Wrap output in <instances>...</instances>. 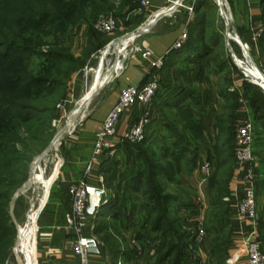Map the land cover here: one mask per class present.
<instances>
[{
    "label": "crops",
    "instance_id": "crops-1",
    "mask_svg": "<svg viewBox=\"0 0 264 264\" xmlns=\"http://www.w3.org/2000/svg\"><path fill=\"white\" fill-rule=\"evenodd\" d=\"M260 4L261 0H239L238 9L235 12L236 27L243 38H250L253 31L262 26L263 13ZM163 7V0H150V6L144 10L143 18L151 16ZM126 13L127 22L131 18L141 15L136 10L129 11L128 8ZM190 20L192 19L183 16L182 12L171 18L160 19L147 34H144L141 41L142 46L150 49L155 58L163 59L174 49L173 47L181 35L188 32ZM118 24L122 28L123 21L118 20ZM199 29H196L197 32ZM222 40L225 43L224 38ZM208 41H210L209 37H204L203 41H196L176 58L173 67L160 73L157 71L160 84L159 95L150 106L145 108L151 114L153 113L155 118L153 121L154 127L147 134L145 141L146 145L147 141H155L159 147L170 151L167 157L171 164V170L176 172L175 179L168 183L163 176H160L159 183L164 187L165 193L172 197L169 203V218L178 221L181 232L186 234L188 240L186 248L188 259L185 264H200V262L219 264L213 256L212 247L223 234V229L229 231L231 240L225 262L228 264H246L245 244L264 236V227L260 223L264 221V186L261 182L262 178L264 179L262 170L264 157L255 149L253 164L257 213L255 222H250L237 215V203L244 194L246 184L242 179V172L235 163L234 172L228 186V195L224 197L229 198V201H224L227 203V221L225 223L226 227H222L223 225L216 223V221L219 222L217 219L218 210L214 206L215 192L208 180L210 174L204 176L200 170L202 165H210V162L207 161L208 156L205 153L204 142L207 144L206 148L209 149L212 144V137H207L208 131L214 134V140L218 136L219 132L216 125L218 116H221L226 122L230 121L234 128L243 118L244 108L239 98H243L244 80L243 78L237 79V71H227L221 67L222 62L216 61L214 55L211 54L215 49L214 46H206L207 48L203 46L205 43L208 44ZM224 48H226V45ZM201 60L204 64L199 63ZM200 64L204 66L201 68ZM77 74L71 77L68 84L67 98H69V101L76 100L81 93V80ZM94 75L92 74L91 80L86 83V94L84 93L80 100H84L90 94V90L94 88ZM149 78L150 64L143 63L136 58L129 62L127 68L115 81L110 93L88 117V120L83 123L82 128L63 146L60 157L63 156L64 158L66 181L60 184V190L51 195L50 200L38 217L39 229L33 245L32 264H76L69 248V241L73 238V233L65 220L71 202L69 195L64 198L62 193L68 183L77 182L85 177V164L92 154L95 131L117 103L120 91L130 86H141ZM257 87L260 88L258 85ZM260 90L264 92L261 88ZM189 92L190 96L182 99L183 95ZM175 101L180 103L179 108L184 107L193 111L195 120L202 125V135L195 142L189 138L188 131L183 128L189 122L181 121L178 115V107L174 105ZM168 109H170L172 115L177 116L170 121L162 116ZM211 109L217 110L214 112V118H211L212 120L208 126V117L212 115L210 113ZM142 110L143 108L139 105H135L132 110L122 116L116 125L117 133H124L137 122ZM69 120L71 122V119ZM205 125L208 126L206 129ZM175 132H178L181 136L179 141L175 139ZM196 152L200 153L198 157L195 156ZM173 153L177 155L180 153L181 159L176 161L172 156ZM118 157L119 154H117L116 159ZM108 158L94 165L92 172L86 179L89 185L96 187L104 185L105 175L110 176L112 174L115 169V162L109 165L107 172L102 170L103 164L107 162ZM186 161L187 165L185 166L184 162ZM193 161L194 165L192 164ZM189 163L191 166H189ZM215 170L216 166H211V174ZM120 172L117 173L115 185L113 183L111 186L106 187L105 197L109 205L115 200V186L119 182ZM126 199L128 208L129 206H135L134 211L131 212L129 209L126 212L116 210L117 212L110 213L106 217L110 230L108 235L110 236L109 244L102 245L104 247L102 256L90 258L91 264H116L119 259L122 264H168L172 257L161 258V253L169 245V241L162 238L159 233L151 230L150 220L148 219L149 214L144 208V205L147 204V198L141 191L138 194L127 195ZM191 208H194V211H191ZM100 211H102L101 206L89 208L88 213L93 222L100 218ZM199 221L204 224L205 235L200 243H195V228ZM152 246L156 249L154 257L147 254V250ZM139 248L142 251L141 254L137 252ZM31 249L26 251L22 247L19 250L16 249L17 264H31Z\"/></svg>",
    "mask_w": 264,
    "mask_h": 264
},
{
    "label": "trees",
    "instance_id": "trees-1",
    "mask_svg": "<svg viewBox=\"0 0 264 264\" xmlns=\"http://www.w3.org/2000/svg\"><path fill=\"white\" fill-rule=\"evenodd\" d=\"M52 1L51 5H37L36 8H33L36 3L30 4L19 15L13 17L0 13V264H4L9 255L15 234L9 216L10 201L15 191L26 181L33 156L47 143L48 126L46 121L40 120L39 116L48 117L53 113L55 106L67 98L71 77L87 63V57L78 61V58L70 53V49L63 45L66 27L94 21L100 15L115 9L114 0H72L76 4H73L71 9L67 5L68 0ZM131 1L124 0L123 8L127 7L129 11L136 10L137 5L132 4ZM26 10L28 12H25ZM203 23L204 21L199 18L190 20L186 42L181 48L173 49L163 58L159 73L173 67L176 58L190 45L204 40V33L196 30ZM262 26L263 32L259 42L264 48V17ZM211 38L214 41V37ZM219 38L223 39L222 30ZM103 41L93 38L92 45L96 46L95 49H99ZM52 43L56 44L51 45ZM48 44L60 48L45 56L51 66L42 71L51 76H33L25 56L37 55L38 49ZM11 54L19 56L15 57ZM199 63L204 64L202 60ZM201 64L202 68L204 65ZM221 65L226 69V62L225 64L222 62ZM158 91H160V84ZM158 94L157 92L156 97ZM14 95H17V98ZM189 96L190 92L185 93L182 99ZM247 96H249L247 99L253 116L256 115V118L264 120V111L260 112L264 107L263 92L260 88H256L254 95ZM259 99L263 101L261 105ZM179 104L178 101L174 102L177 107ZM177 110L179 117L185 116L181 121L189 122L183 128L188 131L189 138L195 142L202 135V125L195 120L193 111L184 107H178ZM228 122L230 121L226 122L221 116L217 117L216 125L219 132L216 137L217 143L212 147L211 156H208L209 162H214L216 165L214 178L210 181V186L215 192L214 206L218 210L219 222L216 221V223L223 225L224 228L227 221V203L223 198L228 195V186L235 167L234 125ZM174 135L179 141L181 138L179 133L175 132ZM144 147H147L145 140L138 148L146 149ZM142 153L143 150L128 152V155L133 156L139 164L126 167L120 172L119 182L115 186V200L109 205L112 211H100L99 217H107L110 213L121 210L134 211L135 206L128 208L126 204L127 195L131 196L133 193L138 194L142 191L147 198L144 208L149 214L151 230L169 241V245L161 253V258L171 256L168 264H185L188 259L186 251L188 240L186 234L181 232L178 221L169 218V203L172 197L165 193L164 187L159 183L160 176H163L168 183L174 181L176 172L171 170L170 162L167 165H161L160 162L152 161L150 156ZM175 154H172L173 158L179 161L181 154ZM108 167V163L103 164L102 170L107 172ZM262 170L264 172V166ZM116 175L115 169L110 176L105 175L108 177L105 178L106 187L111 186L108 180L113 183L117 180ZM261 182L264 186L263 178ZM260 223L264 227V224ZM229 235V231L223 229V234L212 247L213 256L219 264L225 261L227 250L231 246ZM109 239L110 236L104 240V243L108 245ZM262 240L260 246L264 253V239Z\"/></svg>",
    "mask_w": 264,
    "mask_h": 264
},
{
    "label": "rangeland",
    "instance_id": "rangeland-1",
    "mask_svg": "<svg viewBox=\"0 0 264 264\" xmlns=\"http://www.w3.org/2000/svg\"><path fill=\"white\" fill-rule=\"evenodd\" d=\"M123 1L124 0L117 2L116 0H114L115 9L112 12H109L107 14L100 15V16L111 15L117 21L118 20L123 21V26L119 30H116L112 33L98 32L94 27H95V24H96V22L100 16L97 19H95L94 21H90L87 23H79L77 25L66 27L67 30H65V32H64L65 42L63 43V45H65L66 47H68L70 49V53L73 56H75L76 58H78V61L83 57H87V63L84 66H82L81 69H79L75 73V75L78 73L77 75L79 76V78L81 80V86H82L81 87V93H80V96L76 100H70L69 101V98H66L64 101L59 102L55 106L53 113L51 115H49L48 117L39 116L41 121L42 120L46 121L47 126H48L49 135L47 138L46 146L42 150L38 151V153H36L33 156L31 163L51 143V141H52V139H53V137L57 131L58 125L62 129H64L66 121L70 118L71 122L70 121L69 122L72 124V126L74 125V129L71 133L68 132L66 134L65 138L63 139V142H62V145L60 148V152H63V146L65 145V143L70 138H72L79 129L82 128L83 123L86 120H88V117L90 115H92V113L98 108V106L100 105L102 100L110 93V91L112 90V87L114 86V83L117 80V78L114 80H112V79L114 77L118 76L119 73L116 76H113V78L107 79L103 84H101L99 86V88L95 86L97 84V81L99 80V77L102 75L103 69L105 67H107V69H109V70H113L115 67H119L122 65V66H124V69L120 72V75H121L124 72V70L127 68L128 63L131 62L135 58L140 60L141 62L147 63L149 65L148 61L143 60L141 58L139 51H136V49H143L144 48L142 46V43H141V41L144 38V35H142L140 37H134V34L136 32H138L140 29H142L144 31L148 30V27L152 26L151 22H153L157 13L156 14L153 13L151 16L144 19L143 14H144V10L147 7L141 8L139 6V0H132L131 3L137 5L138 8L136 9V11L139 12L141 15L136 16L134 18H131L130 21L127 22L126 21V19H127V13H126L127 7L123 8V6H122ZM224 2H225V6H226L225 11L227 14H229L231 16V22L229 25V32H231L232 33L231 35L235 36L236 40H238L240 43L247 44L248 50L246 51V54L243 51H241V48L239 47V45L236 42H234V41H230L229 43L226 42V38L224 36L225 26H224L223 21L220 18L219 10H218L217 5H216L214 0H186L185 6L187 8H191V10H192L191 14L188 15L187 11L185 9H182L181 12L183 13V16L190 17V19L199 18V19L204 21V23L199 27L200 28L199 30H201L204 33L205 37H209L210 41H208V42H210V43H208L209 44L208 46H210V45L214 46L215 49L212 51L211 54L214 55L216 61L224 62V64L226 62V65H227L226 70L227 71H234V70L237 71L239 73V74L237 73V79L243 78V80H244L243 85L245 84L243 86V92H242L243 98L242 97L239 98L240 103H241L242 107L244 108L243 118H249L253 124V143H252L253 151L255 152V149H256L264 157V120L262 118H258V117L256 118V115L253 116L252 110L249 107V103H248V99H247L249 97L247 95H250V96L254 95L256 88H258L257 85L255 83H253L251 79L257 80L258 82H264V48L262 45H260V42H259L260 37H261L262 32H263V26H260L258 29L253 31L250 38H243V36L240 34V32L238 31V29L236 27L237 21H236L235 12L237 11L238 6H239V0H224ZM33 3H36V5L33 6V8H36L37 5H47V4L51 5V3H53V1L52 0H0V13L8 15L10 17L11 16L13 17L14 15H19L23 10H25V8H27L30 4H33ZM73 4H76V3L72 0H68L67 5H69V9H71V6ZM164 6H165V3H164ZM261 8H262L261 10H262L263 17H264V8L262 7V5H261ZM25 12H28V10H26ZM221 30H222V34H223V38L225 40V43H223L224 41L221 38H219V33L221 32ZM257 33H259V36L255 37V35ZM211 37H214V41H212ZM93 38L94 39L98 38L99 40H104L103 44L100 46L99 49L98 48L95 49L96 46L92 45ZM186 40H187V38H186ZM186 40L184 41V43L186 42ZM53 44H56V43H52L51 45H53ZM206 44L207 43H205V45H203V46H206ZM223 44H224V46H223ZM117 45L119 46L120 52L116 56L114 53V47ZM225 45H226V48H224ZM57 50H60V48L52 47V46H49V44H48V45L40 47L38 49L39 53L37 55H35V56L34 55H26L25 56V58H27L26 62H27V64H29L31 66V74L33 76H51V74L46 75V73L44 71H42L44 68L49 69L51 66L49 63L50 61H48V59H46L45 56L47 53L52 52V51H57ZM232 52H233V55H232ZM11 56L18 57L19 55L11 54ZM238 63H240L239 65H241V68H242V70H244V72L240 69V67L237 66ZM58 66H61V65H58ZM153 71L154 70L150 68V74ZM92 74H95L94 75L95 78H94V82H93L94 88L92 90H90L91 91L90 94L88 96H86L84 100H80V98L85 93L86 85H87L86 83L91 80ZM248 77H250L251 79H249ZM110 85H111V87H109ZM68 88H69V85H68ZM87 89H88V86H87ZM97 89L99 90V92L96 93ZM94 92L96 93V95L90 101L89 98ZM158 93H159V91H158ZM263 94H264V92H263ZM14 97L17 98V95H14ZM155 97L153 100H155ZM66 100H68V101H66ZM153 100H152V102H153ZM86 101L89 102L87 106H86ZM262 102L263 101L260 100V105L262 104ZM58 105H61V106L58 107ZM80 106L84 109L80 113L78 120H75L76 119V116H75L76 111L75 110H77L78 107H80ZM216 110H214V109L210 110V113L212 115H209V117H208V123H207L208 126L212 120L211 118H214L213 115H214V112ZM147 111L149 112V122L144 129L143 141L145 140L147 134L149 132H151V129L154 127L153 121L155 118L153 117V113L151 114V112L148 109H147ZM263 111H264V107H263L262 111L260 110V112H263ZM162 116H164L169 121L171 119H174L177 117V116H174L171 114L170 109L165 111ZM183 117H185V116L180 115L179 118L183 119ZM55 121L57 122L56 126H54ZM208 126L205 125V129ZM237 126H235V128H234V134H233L234 135V142H235ZM69 130H66V131H69ZM66 131H64V132H66ZM206 135L208 138L212 137L211 138L212 144H211L209 149L206 148L207 144L204 142L205 153L207 154V156H211L212 147L217 143V140H216V138L214 140L215 136L210 131H208ZM147 139H148V137H147ZM143 141H141V142H143ZM141 142L136 143V144L126 145V146L125 145L120 146L117 149L115 155H113L112 157H109L107 162H105V164L108 163L109 165H111L112 162H115V174H117L119 171H123L126 167H130L132 165L139 164L138 161L136 162L135 159H133V156L128 155V152H141L142 150H143L142 154L146 155V156L147 155L150 156L152 161L160 162L161 165L169 164V160L167 159V154H168V152H170L169 150H165V149L159 147V145L157 143H155V141H152V142L147 141V145H146L147 147H144L146 149H139L138 147L141 144ZM235 147H236V145H235ZM117 154H119V157L116 159ZM196 155L198 157L200 155V153L196 152L195 156ZM62 160H63V167L61 170V174L55 180V182L50 186L44 207L42 208V210H40L36 214L35 221H34V218L32 220L34 223V230H35L34 238H33V245H34V242L36 240V237L38 236V232H37L39 229L38 228V217L41 214V212L44 210L48 201L50 200L51 195L56 193L61 188L60 184H61L62 174L65 173L63 156H62ZM207 161H209V160H207ZM31 163H30V165H31ZM235 163H236V160H235ZM184 164L186 166L187 161L184 162ZM30 165H29L28 177H27L26 181L29 178ZM210 165L213 167L216 166L215 163L213 164L211 162H210ZM48 167H50V164H48ZM214 174H215V172H213L212 174L210 173V176L208 177L209 182L212 181V179L214 178ZM105 178H108V177H104V179ZM109 178H111V177H109ZM104 179H103L104 186L106 188V184H105L106 179L105 180ZM24 183L22 184V186L24 185ZM108 183H109V185L113 184V182H111V180H108ZM114 185H115V183H114ZM21 187H19V188H21ZM16 191H15V193H16ZM21 194L15 200V203H14L12 210L10 208L11 201L9 204V216L11 218V222L13 224L15 234L13 235V244L10 248V253H9L7 259L5 260L4 264H17V258L15 255V251H16V249L19 250V248H21V246H18L19 231L23 230L28 225V222L30 221L31 214L29 215V210H30V205H31L30 202L33 198L32 190H28L25 194H23V193H21ZM62 195L64 198H67V196H68L67 189H65V191L62 193ZM16 202H17V204H16ZM101 207H102V211L103 210L109 211L111 209L109 207V203L107 202L106 197H104V202L102 203ZM191 209H192L191 211H194V208H191ZM107 222H108V219H106V217H100V218L94 220V222H93L94 223L93 224L94 225V233L97 236V238L100 240L102 245L105 244L104 240L108 237V235L110 233ZM199 222H201L202 226H204L202 221H199ZM262 223L264 224V221ZM111 230H112V227H111ZM262 239H264V236L258 238L260 245L262 244V241H263ZM102 249L104 250L103 246H102ZM33 250L34 249L32 246L31 256H30L31 264H32V256H33L32 252H33ZM225 263L226 262L224 261L222 264H225ZM226 264H228V263H226Z\"/></svg>",
    "mask_w": 264,
    "mask_h": 264
},
{
    "label": "built area",
    "instance_id": "built-area-1",
    "mask_svg": "<svg viewBox=\"0 0 264 264\" xmlns=\"http://www.w3.org/2000/svg\"><path fill=\"white\" fill-rule=\"evenodd\" d=\"M116 1L118 2L121 0ZM163 1L165 6L159 11L166 10V16L164 18H171L175 14L180 13L182 9H185L188 15L191 14V8H187L185 6L186 0ZM214 1L219 10L220 18L225 26L224 36L226 38V42H236L241 48V51L246 54V51L248 50L247 44L240 43L238 40H236V37L232 36V33L229 32L231 16L225 11L226 6L224 0ZM261 5L264 8V0H261ZM139 6L141 8L149 7L150 1L139 0ZM94 28L101 33H112L116 30H119L120 26L118 21L109 15L100 16ZM149 31L150 29L145 31V34ZM258 36L259 33L255 35V37ZM186 38L187 33L184 32L180 39L175 43L173 48H181ZM136 51H139L143 60L149 62L150 68L155 72L153 71L150 74V78L143 85L126 87L120 91L117 103L95 131L92 154L88 162L85 164V177L77 182L68 183L66 186L67 193L70 197L71 206L70 210L65 215V220L73 233V238L69 241V248L74 259L76 260V264H91V257H100L103 254L102 244L94 233L93 219L90 218L88 211L90 207L98 208L102 205L104 202V197L106 196V188L103 184L97 187L89 185L86 181L87 176H89L92 172L94 165L99 164L105 158L115 155L117 149L123 144H136L143 141L144 129L149 122V112L145 108L151 104L159 90V78L157 76V71L162 68L163 60L161 58H155L153 52L150 49L143 48L136 49ZM135 105H139L141 108H143L140 117L138 118L137 122L131 125L124 133L118 134L116 130L117 123L120 121L122 116L132 110ZM60 106L61 105H58V107ZM54 124V126H56L57 122L55 121ZM56 134L57 133H55V135ZM252 143V121L249 118H243L236 128L235 160L237 166L243 174L242 179L246 184V189L243 196L237 203L236 212L240 218L249 220L250 222H255L257 218L256 194L254 187L255 173L253 169L255 158ZM200 170L204 176H208L211 173V166L209 164H204L201 166ZM65 178L66 174L63 173L61 183L66 181ZM224 201H229V198H224ZM195 231L194 242L200 243L205 235L201 222H198ZM137 252L138 254L142 253L140 248ZM245 253L246 264H264V253L261 250L258 240L253 239L247 242L245 244ZM147 254L150 257H154L156 255L155 247H150L147 250ZM116 264H122L121 260L119 259ZM200 264L205 263L200 262Z\"/></svg>",
    "mask_w": 264,
    "mask_h": 264
},
{
    "label": "bare ground",
    "instance_id": "bare-ground-1",
    "mask_svg": "<svg viewBox=\"0 0 264 264\" xmlns=\"http://www.w3.org/2000/svg\"><path fill=\"white\" fill-rule=\"evenodd\" d=\"M153 24L154 23H152L151 25L153 26ZM150 28L151 27L149 26L148 30ZM119 52H120L119 46L117 45L114 47V53L117 56ZM239 64L240 63H238V66L242 70L241 65ZM123 69L124 66L122 65L119 67H115L113 70H109L107 69V67H105L103 69L102 75L99 77V80L97 81V84L95 86L99 88V86L103 84L107 79L113 78V76H116L119 73L118 76L114 77L112 80L118 78L120 72ZM242 71L244 72V70ZM248 78L251 79L250 77ZM251 80L253 83L258 85L264 91V82H258L257 80H253V79ZM88 103L89 102L86 101V106L88 105ZM69 119L66 121L64 129H62L60 126L58 127V130L56 132L57 134L52 140L51 149L48 151L47 154H43L41 159L36 160L35 171L32 172V175L30 179H28L27 184L22 188L21 193L23 194H25L28 190H32L33 193V198L30 202L31 205L29 210V215L31 214L30 221L23 230L19 231L18 246H21L24 251L29 250L33 246V238H34L35 230H34V223L32 220L34 218L35 221L36 214L40 210H42L48 195L49 188L55 182V180L57 179V177L61 172L63 161L62 158L60 157V148L66 134L68 132H72L74 129V125L71 126ZM48 164H50V167H48Z\"/></svg>",
    "mask_w": 264,
    "mask_h": 264
},
{
    "label": "water",
    "instance_id": "water-1",
    "mask_svg": "<svg viewBox=\"0 0 264 264\" xmlns=\"http://www.w3.org/2000/svg\"><path fill=\"white\" fill-rule=\"evenodd\" d=\"M166 10H163V11H159V12H157V15L155 16V18H154V20H153V22H151V23H156L157 21H159L160 19H162V18H164L165 16H166V12H165ZM156 14V13H155ZM153 24V25H154ZM151 28H152V26H150ZM150 28V29H151ZM145 34V31L144 30H142V29H140L138 32H136L135 34H134V37H140V36H142V35H144ZM96 95V93L94 92L91 96H90V101L92 100V98L94 97ZM84 108H82L81 106L80 107H78V109L76 110V119L75 120H77L78 118H79V116H80V113L82 112V110H83ZM78 113V114H77ZM51 146H52V142L46 147V149L38 156V157H36L35 159H34V161L31 163V165H30V173H29V178L28 179H30V177H31V175H32V172L34 171V168H35V162H36V160H39L41 157H42V155L43 154H46L50 149H51ZM28 181V180H27ZM27 181L24 183V185L21 187V188H19L17 191H16V193L14 194V196H13V198H12V200H11V204H10V208H11V210L13 209V206H14V203H15V200L20 196V194H21V192H22V188L27 184ZM13 216V215H12Z\"/></svg>",
    "mask_w": 264,
    "mask_h": 264
}]
</instances>
